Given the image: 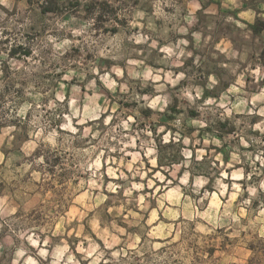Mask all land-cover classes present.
Here are the masks:
<instances>
[{"label": "rangeland", "instance_id": "1", "mask_svg": "<svg viewBox=\"0 0 264 264\" xmlns=\"http://www.w3.org/2000/svg\"><path fill=\"white\" fill-rule=\"evenodd\" d=\"M202 1L0 0V264H264V30Z\"/></svg>", "mask_w": 264, "mask_h": 264}, {"label": "trees", "instance_id": "2", "mask_svg": "<svg viewBox=\"0 0 264 264\" xmlns=\"http://www.w3.org/2000/svg\"><path fill=\"white\" fill-rule=\"evenodd\" d=\"M248 25L254 33H260L264 30V19L256 18V20L253 23H248ZM207 94H208V90L205 88L203 90V96H206ZM169 108H170V110L177 112L175 104L171 105ZM146 113H147V116L150 115L151 110L146 109ZM153 133L155 134L154 131H153ZM156 137H157V142H156V150H157L156 161H157V164H156L155 168L161 169V167L163 165L162 162H164V161H165L164 164H167V165H171L173 163H181V161L183 159L182 152H181V143H175L171 139L168 142H162L158 136H156ZM176 144H177V146H176ZM162 154L164 155V157L162 156Z\"/></svg>", "mask_w": 264, "mask_h": 264}, {"label": "crops", "instance_id": "3", "mask_svg": "<svg viewBox=\"0 0 264 264\" xmlns=\"http://www.w3.org/2000/svg\"><path fill=\"white\" fill-rule=\"evenodd\" d=\"M197 4L199 5V9L205 10L206 8L210 6H215L216 9L221 6L220 1H210L209 3H204L202 0H196ZM236 8V9H234ZM234 10H236L234 16L236 19L244 20L245 23H252V21H249L247 19H244L241 14L246 13L247 11H251L253 13V16L257 18L260 15V10L264 11V0H261L260 2H255V4H251V6L248 7L247 0H239L237 4L234 5ZM264 16V12L261 13ZM253 17V18H254ZM223 38L219 39L218 42H221ZM216 42V44L218 43ZM232 42V41H231ZM232 44V43H231ZM216 64V63H214Z\"/></svg>", "mask_w": 264, "mask_h": 264}]
</instances>
